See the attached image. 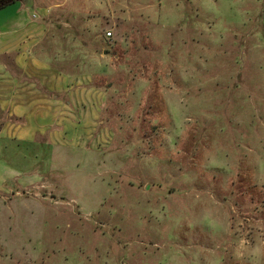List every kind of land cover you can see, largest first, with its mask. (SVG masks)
<instances>
[{"label": "rangeland", "instance_id": "rangeland-1", "mask_svg": "<svg viewBox=\"0 0 264 264\" xmlns=\"http://www.w3.org/2000/svg\"><path fill=\"white\" fill-rule=\"evenodd\" d=\"M43 1L61 143L0 134V264H264V0Z\"/></svg>", "mask_w": 264, "mask_h": 264}, {"label": "crops", "instance_id": "crops-1", "mask_svg": "<svg viewBox=\"0 0 264 264\" xmlns=\"http://www.w3.org/2000/svg\"><path fill=\"white\" fill-rule=\"evenodd\" d=\"M44 2L15 0L0 8V116L7 118L0 120V134L23 141L49 134L60 144L61 75L49 82L43 73L49 63L36 50L47 19Z\"/></svg>", "mask_w": 264, "mask_h": 264}, {"label": "trees", "instance_id": "trees-1", "mask_svg": "<svg viewBox=\"0 0 264 264\" xmlns=\"http://www.w3.org/2000/svg\"><path fill=\"white\" fill-rule=\"evenodd\" d=\"M8 5L7 0H0V8Z\"/></svg>", "mask_w": 264, "mask_h": 264}, {"label": "water", "instance_id": "water-1", "mask_svg": "<svg viewBox=\"0 0 264 264\" xmlns=\"http://www.w3.org/2000/svg\"><path fill=\"white\" fill-rule=\"evenodd\" d=\"M15 0H7V4L14 2Z\"/></svg>", "mask_w": 264, "mask_h": 264}, {"label": "built area", "instance_id": "built-area-1", "mask_svg": "<svg viewBox=\"0 0 264 264\" xmlns=\"http://www.w3.org/2000/svg\"><path fill=\"white\" fill-rule=\"evenodd\" d=\"M107 34H108V35H112V32H111V31H109Z\"/></svg>", "mask_w": 264, "mask_h": 264}]
</instances>
